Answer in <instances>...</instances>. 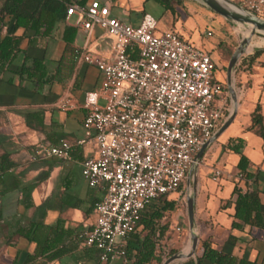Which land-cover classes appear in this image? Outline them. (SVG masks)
Returning <instances> with one entry per match:
<instances>
[{"label": "built area", "instance_id": "built-area-1", "mask_svg": "<svg viewBox=\"0 0 264 264\" xmlns=\"http://www.w3.org/2000/svg\"><path fill=\"white\" fill-rule=\"evenodd\" d=\"M236 2L264 19V0ZM66 20L88 33L101 28L114 47L108 56L78 50L77 62L95 66L100 85L82 101L67 93L55 104L64 112L85 110L84 135L39 144L31 160L71 161L84 150L82 175L103 196L95 204L94 223L80 238L97 251L100 264H113L126 259L127 241L150 207L179 193L191 167L201 164L197 153L231 109L228 87L216 77L208 51L175 29H160L152 14L133 25L92 0L70 4ZM225 174L214 168L212 180Z\"/></svg>", "mask_w": 264, "mask_h": 264}, {"label": "crops", "instance_id": "crops-1", "mask_svg": "<svg viewBox=\"0 0 264 264\" xmlns=\"http://www.w3.org/2000/svg\"><path fill=\"white\" fill-rule=\"evenodd\" d=\"M100 1L108 4L111 0ZM116 1L126 6L127 22L133 25L131 6L140 8L136 25L148 13L141 8L146 0ZM177 1L187 7L183 0ZM4 2L0 0V9ZM158 21L160 29L165 30ZM173 25L174 22L169 26ZM177 30L188 37L181 27H177ZM7 35L21 39V50L0 77V264H98L97 251L86 247L80 235L88 230L91 214L85 215V210L90 207L88 203L91 205L93 200L96 204L103 192L97 191L90 200L89 195L84 199L69 193L83 200L79 208H73L60 200L73 185L70 178L73 171L65 174L64 187L61 189L55 191L53 184L55 177L63 171L57 162H74L81 166L84 150H78L71 161H33V153L28 157L26 153L31 146L35 151L41 141L57 144L61 139L72 141L82 137L77 129L83 130L85 110L79 108L64 112L55 104L67 93L82 101L85 92L99 87V70L89 64H79L77 51L88 47L96 54L108 56L113 51L114 40L101 28L96 27L88 33L75 26L73 20L66 19L53 27L42 26L38 30L20 28L14 32V18L10 16L0 23V37ZM33 59L43 61L48 74L45 83L20 75L25 63L33 66ZM256 59L252 60L251 57L248 64L251 65ZM227 94L231 105L229 91ZM238 101L239 120L232 122L218 137L222 147L211 152V157L208 156L207 152L214 141L200 159L201 164L194 176L187 180V183L193 181V190L187 192L185 198L190 194L195 197V231L199 237L197 256L189 264H198L202 242L206 240L213 248L238 258L260 262L264 257V229L255 220L243 225L242 229L233 227L236 220L233 190L236 184L245 187L246 181L237 166L240 156L229 149V145L236 144L238 139L242 140V153L249 160L248 170L256 175V180H249L247 187L258 191L264 220V139L250 129L257 104H260L262 112L264 109V85L249 89L244 87ZM29 114H37L42 119V126ZM3 155L8 156L9 160L2 162ZM8 161L13 162L14 166L3 173L2 166L7 165ZM214 168L226 171L218 182L212 180ZM41 171H45L42 177ZM68 181H71V185L66 190ZM183 187L179 193L168 196L166 200L176 201L178 205ZM31 225H39L37 239L33 241L22 234ZM58 231L63 236L57 244ZM203 264L211 263L206 261Z\"/></svg>", "mask_w": 264, "mask_h": 264}, {"label": "trees", "instance_id": "trees-1", "mask_svg": "<svg viewBox=\"0 0 264 264\" xmlns=\"http://www.w3.org/2000/svg\"><path fill=\"white\" fill-rule=\"evenodd\" d=\"M92 0H5L0 9V23H2L6 16L14 18V32L20 28L25 30H38L42 26L53 27L56 23L66 19L68 6L72 3L87 4ZM158 3L168 6L171 0H155ZM68 29V28H67ZM75 31V30H73ZM21 39L14 35H7L0 37V77L3 72L7 71L9 65L15 59L20 49ZM263 49H257L252 56V60L258 58ZM33 66L26 63L20 70V75H26L29 79L35 80L39 83H45L48 80V74L42 60L33 59ZM217 68V64L215 63ZM225 87L227 89L226 82ZM39 121L42 126V119L37 114H29ZM251 130L264 139V114L260 104H257L252 114ZM71 141V140H69ZM72 140L71 142H74ZM242 140L234 145H229V149L240 156L237 164L241 173L243 174L245 187L236 184L233 190L235 199L234 203V220L233 227L242 229L243 225L250 224L252 220L264 229V220L261 212V201L258 191L250 190L248 181L256 180V175L248 170L249 160L242 153ZM9 160L8 156H2V162ZM14 163L7 162V165L2 166V171L5 173ZM48 175V174H46ZM71 185V181L66 183L67 190ZM61 202L73 208H79L83 200L76 198L72 194L66 193L60 198ZM95 203L92 200L90 207L85 210V215L88 216ZM177 202L169 200H160L154 203L151 208L143 215L136 231L130 236L126 245V259L132 264H152L156 262L162 263V258L159 254L161 249L160 242L168 230V224H162V220L167 212H172L176 209ZM1 216V215H0ZM59 227V224L58 226ZM39 225H31L26 233H23L30 240L37 239ZM63 231V230H61ZM20 235V230L17 231ZM21 234V235H22ZM63 234L58 231L56 234L57 244L60 242V237ZM93 256V255H92ZM95 257V255L93 256ZM31 259V258H30ZM211 264H264V257L262 261H249L245 258H238L229 253H223L212 247V244L206 240L202 242V253L198 257V264L204 262ZM100 262L98 261V264ZM189 264V263H186Z\"/></svg>", "mask_w": 264, "mask_h": 264}, {"label": "rangeland", "instance_id": "rangeland-1", "mask_svg": "<svg viewBox=\"0 0 264 264\" xmlns=\"http://www.w3.org/2000/svg\"><path fill=\"white\" fill-rule=\"evenodd\" d=\"M183 2L187 4V7L177 0H171L168 6L162 5L155 0H146L143 2V7L141 6V8H143L144 11L152 14L156 19L160 20V23L164 29L177 30V27H181V29L188 35V37L184 36L185 38L191 40L195 45L202 47L211 54L212 58L217 64L216 77L220 80L222 79L227 84V66L229 65L232 55L237 50L239 44L244 38L243 31L245 30L242 27L228 23L220 15L204 8L193 0H183ZM107 5L109 6L113 16L122 18L124 21H128L129 17L125 13L126 6L117 2L116 0H111ZM130 13H132V17L134 18L132 21L134 25H136V21L139 20L140 8L131 6ZM173 22V27L169 26ZM208 31H211L212 36H207ZM261 38H264V36L257 34L253 40L257 42ZM257 49L264 50V44L256 46L251 52H245L235 67L233 74V86L238 95V100L242 95L244 87L249 89L255 86L262 87L264 85V53L251 65L248 64L249 59L253 56ZM238 114L239 105L233 123H236L237 120H239ZM226 116H229V112L226 114ZM77 132L82 136L84 135L83 130H80V128L77 129ZM40 144L45 143L41 141ZM32 147L33 146L28 148L26 157H28L30 153H34ZM221 147L222 141L221 139L217 138L210 148V151L207 152L208 156L211 157V152ZM31 150L33 151L31 152ZM90 151L91 146H87L85 148V152L89 153ZM57 164L62 166L63 171H61L60 175L56 176L53 180L55 191L64 187L65 182L63 178L65 177V174L68 171H73L70 175L73 185L68 189V193H72L84 199H86L89 195V200L96 196V192L99 190L89 187L87 181L82 175L81 166L74 162H57ZM43 173H45V171L40 172V177H42ZM192 190L193 181L190 183H187L186 181L184 183L183 192L179 198L176 209L173 212L166 214V218L162 220V224H168L169 226L167 232L160 242L161 249L159 254L162 258V263L172 255L183 250L185 246H189L190 231L185 197L187 192H191ZM175 196L177 197L178 195ZM86 205L87 204L85 203L84 207H86ZM89 206L90 205L88 203V207ZM94 211L95 208L92 209L90 214L87 227L88 229L95 220ZM196 256L197 253L195 257ZM190 261H192V258L191 260L177 261L174 264H186ZM113 264L132 263L127 259H123L116 261ZM152 264L158 263L153 262Z\"/></svg>", "mask_w": 264, "mask_h": 264}, {"label": "water", "instance_id": "water-1", "mask_svg": "<svg viewBox=\"0 0 264 264\" xmlns=\"http://www.w3.org/2000/svg\"><path fill=\"white\" fill-rule=\"evenodd\" d=\"M204 8L220 15L228 23L242 27L244 30L249 29L250 35L244 37L239 44L237 50L231 57L229 65L227 66V87L229 95L231 97V109L229 111V116H227L223 125L219 128L217 133L199 150L196 155V160H200L209 146L232 124L234 121L237 110H238V95L233 86V74L236 65L238 64L241 56L246 52L248 45L254 39L257 34L264 36V19H261L250 11L245 9L239 3L234 0H193ZM197 165H193L189 171L187 180L192 178V175L196 173ZM193 180L195 178L193 177ZM187 203V214L189 221V231H190V250L186 252V247L177 252L176 254L169 257L162 264H174L177 261H185L190 258H194L197 253L199 237L195 231V197L190 194L186 198Z\"/></svg>", "mask_w": 264, "mask_h": 264}, {"label": "bare ground", "instance_id": "bare-ground-1", "mask_svg": "<svg viewBox=\"0 0 264 264\" xmlns=\"http://www.w3.org/2000/svg\"><path fill=\"white\" fill-rule=\"evenodd\" d=\"M243 37H248L250 35V30L247 29L245 31H243ZM264 44V38H261L259 41H254L252 40L251 43L248 45L246 52H251L253 50V48H255L256 46H260ZM190 250V245L186 248V252H188Z\"/></svg>", "mask_w": 264, "mask_h": 264}]
</instances>
